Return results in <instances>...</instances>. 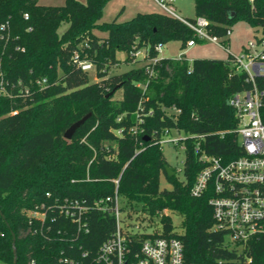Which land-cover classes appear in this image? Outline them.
Wrapping results in <instances>:
<instances>
[{"label": "trees", "instance_id": "trees-1", "mask_svg": "<svg viewBox=\"0 0 264 264\" xmlns=\"http://www.w3.org/2000/svg\"><path fill=\"white\" fill-rule=\"evenodd\" d=\"M108 1L66 0L52 6L0 0V73L8 82V94H0V264H14L13 234L17 264H61V258H81L84 252L93 260L118 228L115 215L94 202L116 193L128 215L143 212L159 218L161 227L142 233V239L178 237L189 262L264 264V236L246 250L254 260L240 262L226 232L213 228L212 193L191 194L206 165L202 153L223 162L243 153L229 99L251 87L246 74L235 68L230 53L226 59L161 58L152 77L145 65L112 73L120 52L130 60L133 49H147L151 58L158 55L159 44L175 39L185 49L190 39L203 40L182 20L162 12L101 21ZM194 3L195 18L206 17L209 31L224 39L229 40L240 20L264 32V0ZM64 23L69 25L60 33ZM75 53L93 63L98 80H91L90 71L74 60ZM43 78L48 80L44 88L36 82ZM119 89L123 95L114 99ZM149 109L153 114L148 115ZM88 113L76 134L66 139L65 131ZM171 129L187 136L181 140L186 147L183 178L174 168L172 175L166 169L162 138ZM163 174L171 188L161 187ZM65 199L90 207L87 233L60 213ZM42 205L48 210L44 225L28 215ZM165 209L182 215V232L175 230Z\"/></svg>", "mask_w": 264, "mask_h": 264}, {"label": "built area", "instance_id": "built-area-1", "mask_svg": "<svg viewBox=\"0 0 264 264\" xmlns=\"http://www.w3.org/2000/svg\"><path fill=\"white\" fill-rule=\"evenodd\" d=\"M173 1L175 0H156L165 13L187 24L197 38L221 45L224 37L209 31L210 20L204 16L190 20L175 14L170 5ZM6 26L2 24L3 29ZM196 43V39L192 38L187 46L191 47ZM162 48L163 44L157 45L158 55L151 58L148 57L147 49H133L131 55L135 60H144L143 65L148 75L152 77L155 75V64L161 59L159 53ZM224 48L233 56L235 68L243 71L247 81L251 83L250 88L236 92L229 99L230 105L235 110L237 133L243 153L227 162H223L219 157L202 153L200 159L206 165L199 172L191 188V194L200 197L207 191L212 193L209 203L213 206L214 230L225 231L232 248H236L239 252V261L249 263L254 259L248 256L246 250L264 236V86H262L264 85V32L256 37L255 41H249L241 55L232 54L229 47ZM74 60L84 70L90 71L94 68L92 62L80 60L78 53H75ZM5 82L0 73V94H8ZM36 82L42 88L48 85L47 78L38 79ZM138 85L146 88L145 84ZM28 92L29 89H25V93ZM173 110L177 111L176 108ZM151 114L153 109L148 110V115ZM167 132L169 131L165 133ZM184 138L174 141L183 149L186 148L181 142ZM199 148L198 144L197 152L200 151ZM115 182L119 183V180L115 179ZM94 207L115 215L117 232L100 246L98 255L93 260H87L88 254L84 252L81 258H61V264H196L186 259L183 242L178 237L160 235L142 239L141 234L146 231H143L139 224L133 227L130 223L132 214L128 215L127 212L129 222L124 228L121 198L117 193L115 197L96 200ZM89 208L77 199H65V203L60 205V213L76 223L79 230L87 233L90 229L87 213ZM28 215L32 220L40 221L44 225L48 219V210L42 205V208L30 210ZM41 231L43 232V229ZM32 264H35V260H32ZM216 264L240 263L221 259Z\"/></svg>", "mask_w": 264, "mask_h": 264}, {"label": "rangeland", "instance_id": "rangeland-1", "mask_svg": "<svg viewBox=\"0 0 264 264\" xmlns=\"http://www.w3.org/2000/svg\"><path fill=\"white\" fill-rule=\"evenodd\" d=\"M66 0H38L42 5H64ZM81 2H86V0H79ZM170 5L173 7L175 14L193 19L195 18V3L194 0H175ZM162 12L165 11L159 6L156 0H110L104 7L103 17L101 21L110 22L115 19L119 22L127 21L134 18L139 13L148 12ZM68 23L62 24L59 29L60 33L67 30ZM99 35H105L106 31H96ZM263 31L247 23L246 21H238L232 26V31L229 34V40H221V45L214 43L210 40H203L197 42L194 46H186L185 49L181 48V42L178 40L170 41L163 45L162 51L159 53L160 58H176L180 57L182 54H186V58L193 60L196 58H217L226 59L228 57V51L224 48L229 47V51L234 55H241L244 52V48L248 46L249 41H255L256 37L261 36ZM127 54L125 52H120L118 57L120 62L117 63L111 70L112 73H122L133 67H140L143 65V61H137L135 59L127 60L125 59ZM90 77L92 81H96L97 72L96 68L90 70ZM123 95V90L119 89L113 96L114 99L121 98ZM186 137L185 133L179 132L177 129H171L169 132L165 133L162 138V151L170 165V168H174L177 171V175L180 178L184 177V166L186 152L185 149L180 144H176L174 141L176 139ZM162 188H171V184L165 177V174L161 178ZM166 214H170L177 232L183 231L182 226V215L170 209H165L163 211ZM123 223L122 226L126 228V223L129 222L127 219L126 211L122 210ZM133 227L137 224L141 226L143 231L152 233L156 228L161 227V222L158 217H150L143 212L132 213V219L130 220Z\"/></svg>", "mask_w": 264, "mask_h": 264}, {"label": "water", "instance_id": "water-1", "mask_svg": "<svg viewBox=\"0 0 264 264\" xmlns=\"http://www.w3.org/2000/svg\"><path fill=\"white\" fill-rule=\"evenodd\" d=\"M110 94H108L109 96ZM91 113L86 114L84 117L80 118L79 120L75 121L64 133L66 139L70 140L74 134H76V130L90 117ZM166 169L169 170V174L172 175L174 171L170 168L169 165H166ZM16 235L13 234V253H14V264H17V248L15 245Z\"/></svg>", "mask_w": 264, "mask_h": 264}, {"label": "crops", "instance_id": "crops-1", "mask_svg": "<svg viewBox=\"0 0 264 264\" xmlns=\"http://www.w3.org/2000/svg\"><path fill=\"white\" fill-rule=\"evenodd\" d=\"M186 56V54H184Z\"/></svg>", "mask_w": 264, "mask_h": 264}]
</instances>
